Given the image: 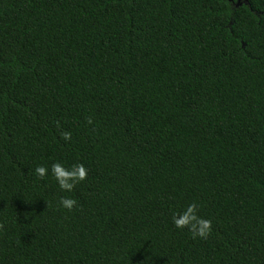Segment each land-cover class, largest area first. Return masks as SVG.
Returning a JSON list of instances; mask_svg holds the SVG:
<instances>
[{"label":"trees","instance_id":"trees-1","mask_svg":"<svg viewBox=\"0 0 264 264\" xmlns=\"http://www.w3.org/2000/svg\"><path fill=\"white\" fill-rule=\"evenodd\" d=\"M0 264H264V0H0Z\"/></svg>","mask_w":264,"mask_h":264},{"label":"clouds","instance_id":"clouds-1","mask_svg":"<svg viewBox=\"0 0 264 264\" xmlns=\"http://www.w3.org/2000/svg\"><path fill=\"white\" fill-rule=\"evenodd\" d=\"M91 123V120L88 121ZM62 136L65 140L70 138V133L64 132ZM49 170L51 177L61 193L68 195H61L59 198V206L69 212L77 206V201L71 193L76 186L86 179L87 170L80 163H76L71 167L66 168L60 162H53L49 168L43 165H37L33 169V174L38 179H44ZM199 204L191 202L186 205L185 210L180 213H173L171 220L173 226L178 230H187L192 239H207L212 230L211 221L198 214Z\"/></svg>","mask_w":264,"mask_h":264},{"label":"water","instance_id":"water-1","mask_svg":"<svg viewBox=\"0 0 264 264\" xmlns=\"http://www.w3.org/2000/svg\"><path fill=\"white\" fill-rule=\"evenodd\" d=\"M245 2H247L248 0H244ZM239 4H241V0H239Z\"/></svg>","mask_w":264,"mask_h":264}]
</instances>
